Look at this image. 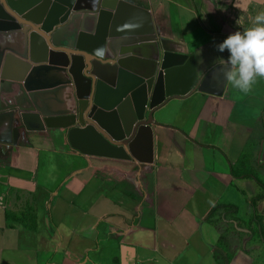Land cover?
Returning <instances> with one entry per match:
<instances>
[{
	"label": "crops",
	"instance_id": "obj_1",
	"mask_svg": "<svg viewBox=\"0 0 264 264\" xmlns=\"http://www.w3.org/2000/svg\"><path fill=\"white\" fill-rule=\"evenodd\" d=\"M122 1L149 12L156 40L136 55L157 64L110 97L104 84L89 117L120 139L116 108L128 96L137 119L151 113L138 143L151 160L81 153L68 128L27 130L15 108L17 142L0 143V264H257L247 245L252 232L255 247L264 245V187L254 178L264 183V79L247 94L227 82L220 95L194 87L227 59L216 46L250 27L264 0ZM65 11L55 10L51 25ZM64 29L76 33L77 23L58 29L60 44ZM164 56L165 100L151 110ZM51 76L39 104L70 108L64 73ZM15 83L1 93L6 105L22 97ZM222 217L243 237L226 249L214 224Z\"/></svg>",
	"mask_w": 264,
	"mask_h": 264
},
{
	"label": "water",
	"instance_id": "obj_2",
	"mask_svg": "<svg viewBox=\"0 0 264 264\" xmlns=\"http://www.w3.org/2000/svg\"><path fill=\"white\" fill-rule=\"evenodd\" d=\"M65 8L59 22L51 25L55 10L61 12ZM66 23H77L78 30H61L66 44H60L58 29ZM155 40L149 12L122 0H68L62 4L58 0H0V143L17 142L18 130L13 126L17 108L18 118L27 130L68 128V141L81 153L149 162L150 150L147 156L139 155L142 152L137 141L144 134L149 136L151 113L146 119H137L129 97L125 96L116 108L123 131L120 139L106 133L89 113L104 84L107 86L102 95L110 97L124 83L133 82L137 74L143 78L151 74L157 61L140 58L136 53L143 44ZM164 51L171 52L168 48ZM165 56L153 88L151 110L165 100ZM55 71L64 73L65 79L60 83L70 90L71 107L62 111L39 104L43 95L39 89L48 88ZM214 75L217 78L211 83ZM13 82L23 98L18 96L19 103L6 105L2 94ZM151 82L147 78L148 89ZM225 83L218 64L194 88L220 95Z\"/></svg>",
	"mask_w": 264,
	"mask_h": 264
},
{
	"label": "clouds",
	"instance_id": "obj_3",
	"mask_svg": "<svg viewBox=\"0 0 264 264\" xmlns=\"http://www.w3.org/2000/svg\"><path fill=\"white\" fill-rule=\"evenodd\" d=\"M216 47L228 52L227 59H219L226 82L249 93L258 79H264V11L254 17L250 27L229 34Z\"/></svg>",
	"mask_w": 264,
	"mask_h": 264
},
{
	"label": "rangeland",
	"instance_id": "obj_4",
	"mask_svg": "<svg viewBox=\"0 0 264 264\" xmlns=\"http://www.w3.org/2000/svg\"><path fill=\"white\" fill-rule=\"evenodd\" d=\"M231 217L232 216L228 215V219H230ZM214 224L217 226L220 233L217 243L219 246H221L224 249L227 248L230 238L232 237H238L241 239L243 238L242 235L236 233L234 227L229 223V221L227 222V218L225 219V217L220 218V220H215ZM254 233L255 232H252L251 236L249 237L247 246L253 247L251 251H254L256 254L257 264H264V245L261 244L258 245V247H255L258 240L254 236ZM227 257H229L228 254ZM222 258H225V256L222 255Z\"/></svg>",
	"mask_w": 264,
	"mask_h": 264
},
{
	"label": "bare ground",
	"instance_id": "obj_5",
	"mask_svg": "<svg viewBox=\"0 0 264 264\" xmlns=\"http://www.w3.org/2000/svg\"><path fill=\"white\" fill-rule=\"evenodd\" d=\"M63 1L66 2L68 0H58V2H60L61 4L63 3ZM140 141H141V143H144V144H142L144 146L145 145V141H146L145 135H143L142 137H140V139H139V141H137V143H139ZM142 145L140 147H142Z\"/></svg>",
	"mask_w": 264,
	"mask_h": 264
},
{
	"label": "trees",
	"instance_id": "obj_6",
	"mask_svg": "<svg viewBox=\"0 0 264 264\" xmlns=\"http://www.w3.org/2000/svg\"><path fill=\"white\" fill-rule=\"evenodd\" d=\"M254 178L259 184H261L264 187V183H262L257 177L254 176Z\"/></svg>",
	"mask_w": 264,
	"mask_h": 264
}]
</instances>
